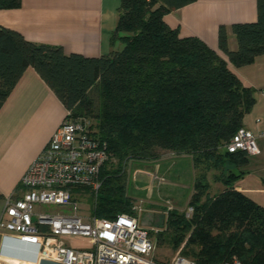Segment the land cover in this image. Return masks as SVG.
<instances>
[{
  "label": "trees",
  "instance_id": "16d2710c",
  "mask_svg": "<svg viewBox=\"0 0 264 264\" xmlns=\"http://www.w3.org/2000/svg\"><path fill=\"white\" fill-rule=\"evenodd\" d=\"M194 1L122 0L111 45L123 46L102 56L66 53L0 27V108L33 67L72 118L90 123L109 157L99 190L75 191L90 193L91 214L98 217L137 215L136 198L128 190L131 164L190 158L192 214L187 216L188 208L165 209L162 229L151 235L197 264L234 258L264 264V206L235 187L250 154L227 148L255 104L256 90L201 39L182 36L167 23V14ZM21 4L0 0V9ZM232 30L238 48H230L228 30L221 26L220 49L236 67L252 64L264 54V0H258L257 21L235 23ZM216 182L224 188L212 194Z\"/></svg>",
  "mask_w": 264,
  "mask_h": 264
},
{
  "label": "crops",
  "instance_id": "0c3cea01",
  "mask_svg": "<svg viewBox=\"0 0 264 264\" xmlns=\"http://www.w3.org/2000/svg\"><path fill=\"white\" fill-rule=\"evenodd\" d=\"M121 1L22 0L19 8L0 9V27L16 29L38 44L61 46L66 53L102 56L118 48V44L111 45V36L116 28ZM165 19L171 27L178 28L182 36L201 39L228 61L245 85L256 90V102L246 114L243 126L257 136L260 153L251 156L244 168L246 174L236 181L235 187L264 206V54L252 64L236 67L219 46V29L225 26L230 48H238L232 26L258 20V0H196L170 12ZM66 114L67 108L36 69L27 68L0 108V195L3 196L0 217L6 199L23 193V175L65 120ZM175 162L176 159H172L149 164L152 172L147 175L151 176L140 177L139 181L144 183L140 190L146 188L156 200L163 198V186L171 184L175 187V182L167 178L170 170L167 164ZM258 164H262L261 175L254 172ZM193 184L194 168L191 187ZM191 187H188L191 192L188 202L193 193ZM64 240L72 248L92 247L91 240L86 237L67 236ZM36 254L33 245L23 244L12 236L0 238V264H21L19 259L34 260ZM40 264L63 263L43 260Z\"/></svg>",
  "mask_w": 264,
  "mask_h": 264
},
{
  "label": "built area",
  "instance_id": "2783aa9c",
  "mask_svg": "<svg viewBox=\"0 0 264 264\" xmlns=\"http://www.w3.org/2000/svg\"><path fill=\"white\" fill-rule=\"evenodd\" d=\"M227 148L230 152L260 153L257 136L244 126L237 130ZM108 157L106 143L94 136L90 123L84 118H72L67 111L65 120L23 175V193L6 199L0 217V238L12 236L36 247V258L19 259L21 264H40L43 260L63 264H165L154 257L157 244L151 230L158 229H148L137 216L120 214L103 218L79 213L80 200L75 189L83 187L97 192L101 186V169ZM40 204L71 211L38 210ZM173 208L169 202L167 209ZM192 212L193 207H188L187 216ZM67 236L86 237L92 247H69L64 240ZM171 264L197 263L178 254ZM212 264L242 262L234 258Z\"/></svg>",
  "mask_w": 264,
  "mask_h": 264
},
{
  "label": "rangeland",
  "instance_id": "374dc122",
  "mask_svg": "<svg viewBox=\"0 0 264 264\" xmlns=\"http://www.w3.org/2000/svg\"><path fill=\"white\" fill-rule=\"evenodd\" d=\"M123 45L121 43H118V48H121ZM92 97L96 101L95 98H97V91L94 89L91 93ZM92 122H96V119L94 118ZM251 156H249V160H251ZM166 158V157H165ZM176 159L175 164H167L170 165V170L167 172V178L171 182H175V187L173 185L163 186L162 191L164 193L163 198H159L156 200L155 196L151 194V192L145 188L142 191L140 190V186H144V183H141L139 181L140 177L144 176H151L147 175L148 172H152L151 166L149 164H138L134 163L131 164L128 168V190L129 195L136 198L135 201V207L139 208V211L137 212V217L139 219L140 224H143L148 229H162L161 225L165 218V215L163 214V211L167 209L169 202L174 207H177L181 210H185L188 208V199L190 189L188 187L192 186L193 183V164L192 160H190L187 157L182 158H174ZM172 160V159H168ZM164 160V161H168ZM163 161V162H164ZM170 163V162H169ZM263 164V163H262ZM262 164H258L255 169V173L261 175L262 174ZM167 165L165 167H167ZM212 190L211 193L220 192L219 190H222L224 188V185L222 183H212ZM169 187V188H168ZM193 187H191L192 190ZM222 188V189H221ZM189 191V193H188ZM77 198L80 200L79 203V213L87 216L91 214V203H90V193L88 191H79L76 194ZM169 199V200H167ZM179 203V205L175 204ZM38 210L43 211H52L54 213L57 212H66L69 213L71 211L70 208H64L57 205H47V204H40L37 206ZM161 231V230H160ZM157 233V232H155ZM153 238L155 241L157 240V237L155 234H153ZM156 250L154 253V257L156 260L165 263V264H171V261L173 258L178 255L179 253L177 251H174L171 247L167 246L166 244H158L156 241Z\"/></svg>",
  "mask_w": 264,
  "mask_h": 264
}]
</instances>
